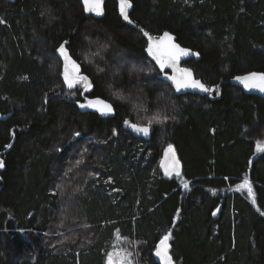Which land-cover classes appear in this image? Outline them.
<instances>
[{"label": "trees", "instance_id": "obj_1", "mask_svg": "<svg viewBox=\"0 0 264 264\" xmlns=\"http://www.w3.org/2000/svg\"><path fill=\"white\" fill-rule=\"evenodd\" d=\"M131 2L137 27L199 53L183 65L208 87L223 80L220 98L176 95L159 79L116 0L101 18L81 0H0V264H105L117 229L138 242L139 264H156L169 231L176 264H264V98L228 83L264 72V0ZM64 40L92 81L86 95L111 102L113 117L79 111L83 89L60 79ZM157 114L168 119L149 140L124 123ZM169 144L179 177L158 168ZM244 177L255 204L228 190Z\"/></svg>", "mask_w": 264, "mask_h": 264}, {"label": "snow or ice", "instance_id": "obj_2", "mask_svg": "<svg viewBox=\"0 0 264 264\" xmlns=\"http://www.w3.org/2000/svg\"><path fill=\"white\" fill-rule=\"evenodd\" d=\"M83 2L86 11L96 12L97 15L102 14L101 0H83ZM131 6V0H120V14L123 16L125 21H129L130 23L131 21L129 20L128 9ZM0 23H4V21L0 20ZM141 32H143V35L147 37L146 51L148 55L159 66V71L172 82L176 91L179 92L184 89H198L207 93H211L213 91V88L206 86L201 80L194 78L191 68H182L179 66L180 59L182 57L189 56L190 50L182 48L179 44L175 43L174 37L170 33L164 32L163 35L155 37L143 29H141ZM67 44L68 41H64L57 49L59 55L63 57V82L66 84L68 89H74L77 88V86H80L84 91H90L93 88L92 81L89 76L82 74L81 65L77 62V60L73 59L72 55L68 51V48L65 46ZM195 55H199V53H195ZM169 68L172 71L171 75L165 71V69ZM235 79L242 82L246 89H258L259 91L264 92V72H250L243 76H237ZM216 87L218 91V86ZM45 100H47V97ZM79 107L94 108L104 115L114 112L112 105L99 97L95 99L86 98V102L80 103ZM167 119V116L161 118L159 114H157L148 119L145 125L130 123L127 119L124 123L129 125L134 131L142 133L144 136H148L154 123H163ZM113 134H116L115 130H113ZM75 135L79 136L80 133L77 132ZM7 147H11V145H7ZM257 149L258 151H264V145H262L261 141H257ZM80 163H82V161H77V164ZM160 166L163 168L166 176H172L175 174L179 177L181 175L180 161L176 157L175 150L171 144H169L164 150V159L161 160ZM3 167L4 162L3 160H0V168ZM89 175L94 174L90 173ZM95 175H98V173ZM110 180L111 177H109V181ZM107 182L108 181H106V183ZM183 187L188 189L189 183L187 181H183ZM236 187L239 190L246 189L248 196L252 199V203H256L253 186L248 177H244L242 182ZM215 214L216 213L214 212L213 215ZM115 236L118 243L113 245V250L106 254V264H133V252L120 247L121 243L132 245V242L127 237H122L119 229L116 230ZM170 239L171 232L169 231L159 239V243L155 246V255L159 258L161 264H174L173 257L169 253Z\"/></svg>", "mask_w": 264, "mask_h": 264}, {"label": "water", "instance_id": "obj_3", "mask_svg": "<svg viewBox=\"0 0 264 264\" xmlns=\"http://www.w3.org/2000/svg\"><path fill=\"white\" fill-rule=\"evenodd\" d=\"M5 1L13 2V1H15V0H5ZM105 1H106V0H101L102 14L97 15L96 12L86 11V10H85L84 2H83V0H81V3H82V6H83V11H84L85 16H93V17H95V18H101V17L104 15V3H105ZM116 2H117L118 13H119V16H120L121 20H122L125 24H127V25H129V26H131V27H133V28H135V29H137L138 31L141 32V28L137 27V26L134 24V22L130 19V12H131L132 7H133L132 2H131V5H132V6L128 9L129 20L131 21V23H130L129 21H125V20L123 19V16L120 14V0H116ZM144 31H145V30H144ZM146 32H147V31H146ZM164 32H168V33H170V34L174 37V42L177 43V44H179L182 48H187V49L190 50V55H189V56H186V57H182V58L180 59V61H179V66H180V67H182V68H190L189 66H185V65H183V63L186 62V61H188V60H190V59H192V58H193V59H198V58H199V55H195V53H198V52L195 51V50H192V49H190V48H188V47L182 46L179 42H177V40H176V36H175L172 32H170V31H164ZM164 32H162L160 35L155 36V37H159V36L163 35ZM141 33L143 34V32H141ZM150 35H151V34H150ZM143 36H144V35H143ZM152 36H153V35H152ZM144 38L146 39V46H145V48H144V52H145V54L147 55V57H148V58L154 63V65L156 66V68H157L158 71H159V66H158V65L155 63V61H154V60L148 55V53H147V51H146V48H147V37L144 36ZM64 41H68V40H64ZM64 41H63V42H64ZM63 42H62V43H63ZM68 43H69V42H68ZM67 45H68V44H67ZM67 45H65V46L67 47ZM59 46H60V45H59ZM59 46L56 48L55 53H56V56L59 58V60H60V62H61V73H60V79H61V82L63 83L65 89L68 90V91H71V90H73V89H68L67 86H66V84L63 82V76H62V72H63V57H61V56L59 55L58 51H57V49L59 48ZM68 51H69V50H68ZM69 53H70V52H69ZM73 59H74V58H73ZM77 62H78V61H77ZM191 69H192V68H191ZM165 71H167L169 75L172 74V71H171L170 68H169V69H165ZM192 71H193V69H192ZM81 72H82V67H81ZM250 72H261V71H249V72H246V73H243V74H237V75L231 77V78L228 80V83L231 84V85H234V86L239 87V88H240L245 94L255 95V96H258V97L264 98V92H261V91H259L258 89H246V88L244 87V85H243L242 82L237 81V80L235 79V77H237V76H243V75H246V74H248V73H250ZM82 74H84V73L82 72ZM193 74H194V78H195V79H199V80H201L200 78L196 77L194 71H193ZM158 78L161 79V80H163V81H165L166 83H168L169 86L173 89V91H174V93H175L176 95H184V94H193V95H198V96L208 95L209 98L212 99V100L220 98V95H221V85L224 83V81L221 80L218 84L209 86L210 88H213V91H212L211 93L203 92V91H200V90H198V89H184V90H181V91L178 92V91L175 90V86L172 84V82H171L170 80H168V79L164 76V74H163L162 72H160V71H159V74H158ZM201 81H202V80H201ZM202 82H203V81H202ZM203 83H204V82H203ZM205 85L207 86V84H205ZM216 86H218V91H217V87H216ZM92 89H93V88H92ZM92 89H91L90 91H84V90H82V92H81V97H82V99H81L80 101H76V104H77V107H78L79 111H80V112H91V113H95V114H97L100 118H109V117H113V116L115 115V108H114V106L111 104V102L107 101L106 99H104V98H102V97H100V96H86V95H85L86 93L91 92ZM57 94H58V93H57ZM59 94H60V93H59ZM62 96H63L64 99L69 100L66 96H64V95H62ZM97 97H99V98H101V99L107 101L108 103H110V104L112 105L113 109H114V112H113V113H109V114H107V115H104V114H102L100 111H97V110L94 109V108H80V107H79V104H80V103H85V102H86V98H87V99H95V98H97ZM125 125H126V124H125ZM126 128H127V130H128L133 136H135V137H138V138H141V139H144V140H149V139H150L151 130H150V134H149L148 136H144L142 133H138V132L134 131L129 125H126ZM171 145H172V144H171ZM167 146H168V145H167ZM167 146L163 149L162 156H161V159H160V162H159V166H158V168H159L161 174H162L165 178H170V177H172V176H176V175L173 174L172 176H166V175L164 174V170H163V168H161V166H160L161 160L164 159V150L167 148ZM172 146H173V148H174V150H175L176 157L179 159V156H178V154H177V152H176V149H175L174 145H172ZM179 161H180V159H179ZM180 173H181V175H182V173H183V165H182L181 161H180ZM181 175H180V176H181ZM215 213H216V214L214 215V217H217V215H218V211L216 210ZM158 243H159V240L157 241L156 245H157ZM156 245H155V246H156ZM169 245H170L169 253H170V255H171V248H172V247H171V239H170V241H169ZM171 256H172V255H171ZM152 257H153L154 261L156 262V264H161L159 258L156 257V255H155V249H154L153 252H152ZM173 261H174V260H173ZM174 264H176L175 261H174Z\"/></svg>", "mask_w": 264, "mask_h": 264}, {"label": "rangeland", "instance_id": "obj_4", "mask_svg": "<svg viewBox=\"0 0 264 264\" xmlns=\"http://www.w3.org/2000/svg\"><path fill=\"white\" fill-rule=\"evenodd\" d=\"M264 132V131H263ZM263 138H264V133H263ZM262 138V139H263ZM92 139V143L93 142H95L94 141V139L93 138H91ZM91 142H89V143H91ZM261 142H262V145H264V139L263 140H261ZM258 152H260V151H258V149H257V153ZM242 182V180L241 181H239V182H237L235 185H233L232 187H230L228 190L229 191H239V192H243V193H245L246 195H248L247 194V190L246 189H242V190H239V189H237V185L238 184H240ZM249 197V196H248ZM250 199H251V197H249ZM251 201H252V199H251ZM61 227V226H60ZM59 230H60V228H59ZM61 232V231H60ZM60 232H58L57 233V235H59V233ZM116 233V232H115ZM121 235V234H120ZM51 237H52V235H50ZM122 236V235H121ZM54 237H56V236H54ZM122 237H124V236H122ZM66 240H68V239H56V240H54V242L56 243V244H62V243H64ZM131 242H132V245H129V244H127V243H121L120 244V247H122V248H126V249H128L129 251H132L133 252V254H134V257H133V264H139V260H138V258L140 257L139 256V250H137V246H138V242L137 241H135V240H130ZM118 242H117V240H116V236L114 235V240H113V243H112V247H111V249H110V251H112L113 250V245H115V244H117ZM105 264H106V262H105Z\"/></svg>", "mask_w": 264, "mask_h": 264}, {"label": "bare ground", "instance_id": "obj_5", "mask_svg": "<svg viewBox=\"0 0 264 264\" xmlns=\"http://www.w3.org/2000/svg\"><path fill=\"white\" fill-rule=\"evenodd\" d=\"M61 63V62H60ZM61 70V69H60ZM61 72V71H60ZM141 198V197H140ZM148 199V198H147ZM145 201V200H144ZM123 203V202H122ZM222 220V219H221ZM88 238V237H87ZM89 239V238H88ZM139 241V240H138ZM103 244V243H102ZM102 247V246H101ZM99 250V249H98ZM145 253V252H144ZM88 256V255H87ZM97 256V255H96ZM90 257V256H89ZM139 259V258H138Z\"/></svg>", "mask_w": 264, "mask_h": 264}, {"label": "flooded vegetation", "instance_id": "obj_6", "mask_svg": "<svg viewBox=\"0 0 264 264\" xmlns=\"http://www.w3.org/2000/svg\"><path fill=\"white\" fill-rule=\"evenodd\" d=\"M118 14H119V13H118ZM159 35H160V34H159ZM153 36H158V35H153ZM145 40H146V39H145ZM145 46H146V45H145ZM86 94H88V93H86ZM86 94H85V95H86ZM86 96H87V95H86Z\"/></svg>", "mask_w": 264, "mask_h": 264}]
</instances>
